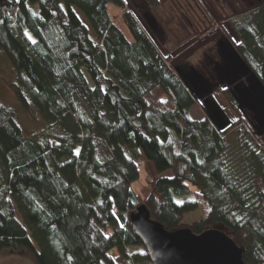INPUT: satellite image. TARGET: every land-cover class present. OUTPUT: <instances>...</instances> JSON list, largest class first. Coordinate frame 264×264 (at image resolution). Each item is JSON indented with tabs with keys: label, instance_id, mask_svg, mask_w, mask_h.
<instances>
[{
	"label": "trees",
	"instance_id": "1",
	"mask_svg": "<svg viewBox=\"0 0 264 264\" xmlns=\"http://www.w3.org/2000/svg\"><path fill=\"white\" fill-rule=\"evenodd\" d=\"M230 22L240 70L264 92V0ZM0 57L21 109L44 124L29 134L18 108L0 101V253L35 264H152L130 220L144 204L169 232L199 211L194 234L220 227L246 264H264V141L240 129L229 87L235 122L191 116L195 94L126 0H0ZM197 87L212 105L215 90ZM142 162L157 176L146 197L135 189Z\"/></svg>",
	"mask_w": 264,
	"mask_h": 264
},
{
	"label": "rangeland",
	"instance_id": "2",
	"mask_svg": "<svg viewBox=\"0 0 264 264\" xmlns=\"http://www.w3.org/2000/svg\"><path fill=\"white\" fill-rule=\"evenodd\" d=\"M158 1L161 4L158 8L145 0H126V4L127 9L135 14L161 53L172 58L174 69L195 94L199 104L193 107L191 116L202 119L207 111L213 117L222 119L227 126L235 122L237 115L230 107L229 95L227 97L222 91L229 87L244 117L242 123L244 127L240 129L249 130L264 141L263 116L248 98V91L256 97L263 111L264 92L247 70L246 73L240 70L242 63L234 48V44L239 43V38L230 22L232 17L260 5L263 0H201L207 9L206 13L194 0ZM122 13L123 11L111 7V14L116 22L124 32H127L122 25ZM79 16L86 24L85 19ZM91 35L95 39L92 33ZM13 80L9 62L0 57V101L17 107L22 129L29 134H35L44 124L36 115L21 109L11 87ZM199 84H204L208 90H215L212 105L201 100L199 92L196 91ZM228 137L230 142L234 143L236 133L232 132ZM140 169L141 177L135 184V189L146 197L157 176L150 164L142 162ZM168 175L171 176L172 173L169 172ZM200 219L201 213L195 211L184 216L182 224L184 228H188ZM214 229L221 230L220 227ZM0 264H35V262L21 254L3 252L0 253Z\"/></svg>",
	"mask_w": 264,
	"mask_h": 264
},
{
	"label": "water",
	"instance_id": "3",
	"mask_svg": "<svg viewBox=\"0 0 264 264\" xmlns=\"http://www.w3.org/2000/svg\"><path fill=\"white\" fill-rule=\"evenodd\" d=\"M152 264H246L243 250L223 230L196 235L188 228L169 232L151 219L146 205L130 217Z\"/></svg>",
	"mask_w": 264,
	"mask_h": 264
},
{
	"label": "snow or ice",
	"instance_id": "4",
	"mask_svg": "<svg viewBox=\"0 0 264 264\" xmlns=\"http://www.w3.org/2000/svg\"><path fill=\"white\" fill-rule=\"evenodd\" d=\"M29 39L31 40L32 39V37L31 36H29ZM36 41H34L33 40V43H35ZM177 203H181V201H177Z\"/></svg>",
	"mask_w": 264,
	"mask_h": 264
},
{
	"label": "flooded vegetation",
	"instance_id": "5",
	"mask_svg": "<svg viewBox=\"0 0 264 264\" xmlns=\"http://www.w3.org/2000/svg\"><path fill=\"white\" fill-rule=\"evenodd\" d=\"M264 118V116L262 117V119Z\"/></svg>",
	"mask_w": 264,
	"mask_h": 264
},
{
	"label": "built area",
	"instance_id": "6",
	"mask_svg": "<svg viewBox=\"0 0 264 264\" xmlns=\"http://www.w3.org/2000/svg\"><path fill=\"white\" fill-rule=\"evenodd\" d=\"M140 166H141V163H140Z\"/></svg>",
	"mask_w": 264,
	"mask_h": 264
}]
</instances>
